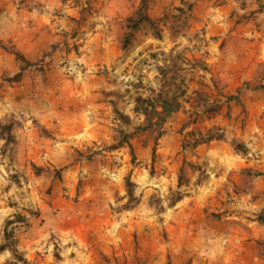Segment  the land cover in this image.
Wrapping results in <instances>:
<instances>
[{
	"label": "rangeland",
	"instance_id": "obj_1",
	"mask_svg": "<svg viewBox=\"0 0 264 264\" xmlns=\"http://www.w3.org/2000/svg\"><path fill=\"white\" fill-rule=\"evenodd\" d=\"M141 1L0 0V245L26 218V263L0 264H264V0H150L161 39L125 48ZM174 64L191 89L158 137L135 103L172 96Z\"/></svg>",
	"mask_w": 264,
	"mask_h": 264
},
{
	"label": "trees",
	"instance_id": "obj_2",
	"mask_svg": "<svg viewBox=\"0 0 264 264\" xmlns=\"http://www.w3.org/2000/svg\"><path fill=\"white\" fill-rule=\"evenodd\" d=\"M149 3L150 0H142L137 11L134 13L132 17H130L127 20L126 27L129 33H127L123 43L125 48H127L131 44L132 38L134 36V32L138 31L141 28H145L146 30H149L155 38L161 39L162 30L160 24H158V22L153 21L148 15ZM18 58L22 62L26 63V60L22 56L18 55ZM180 69L181 68L176 64H174L171 68L168 69H162V68L159 69L164 79H166L167 73L168 74L173 73L174 75L173 79L177 85H176L175 93L172 96L164 95V92L163 93L161 92L157 96V99L155 100L143 99L141 97L136 100L134 112L135 114L143 116L145 119L143 126L140 127L139 130L141 129L143 131L155 132L158 135V137H161L163 135V128L167 124L168 120L171 119L176 114H178L179 112H181V110L183 109V99L187 93L186 90H190L191 88L190 86L187 85L185 89L184 81H182L183 84L182 86L178 82L180 79V76L178 74ZM199 73H202V75L201 74L198 75L201 82L198 84V89L192 90L193 95L199 97H203L206 95L211 96V93L206 94L203 91V89L208 88L209 91L212 90L214 85L212 83L214 72H211V70L207 68V66H205V68H202L201 71H199ZM164 79L163 81H166ZM207 80L212 83L211 87H207V83H206ZM191 100H196V99H191ZM196 101L199 102V100ZM191 107H193L192 108L193 111H197V109H194V106L192 104ZM121 135H123V132H121ZM210 139L221 140L222 137L220 138L211 137ZM128 141H129V137L126 138V141L124 140L122 143L119 142L118 147H121L123 144H128L129 147L131 148V144H129ZM195 143L198 144L199 142L196 141ZM239 147L241 149V146ZM239 152H241V150H239ZM180 200L181 198H178L176 201H180ZM25 220H26L25 217L21 215H17L15 217V220H10L6 223V227L4 230L5 240L4 243L0 245V252L10 251L14 253L16 251L15 249L17 247V240L15 239L14 230H9V229L11 226L15 225L16 223H23ZM14 256L17 259V263H26V260H24L23 258H21L20 260L17 258L16 252Z\"/></svg>",
	"mask_w": 264,
	"mask_h": 264
},
{
	"label": "crops",
	"instance_id": "obj_3",
	"mask_svg": "<svg viewBox=\"0 0 264 264\" xmlns=\"http://www.w3.org/2000/svg\"><path fill=\"white\" fill-rule=\"evenodd\" d=\"M41 20L43 21V16L41 18ZM26 34L23 40V43H21V45L18 47L19 48V52L21 53L20 55L25 58V60H27L28 62H34V61H38L40 60L41 56L43 55L42 53V48H43V23H39L38 25H36V27L34 29H29V30H25ZM31 42V46L34 43L35 47L33 45V47H31L32 52L28 51V46L27 44ZM50 44L54 45V41L51 39L50 40ZM42 83V82H40ZM37 84V83H36ZM37 87H39V85L37 84ZM40 97L43 98V83L40 86V88L37 89ZM49 129L54 130L53 126H48Z\"/></svg>",
	"mask_w": 264,
	"mask_h": 264
}]
</instances>
